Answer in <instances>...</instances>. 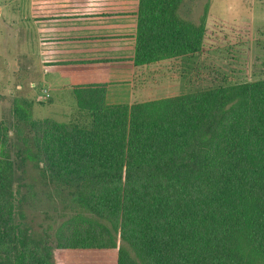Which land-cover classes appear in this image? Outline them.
<instances>
[{
    "label": "trees",
    "instance_id": "16d2710c",
    "mask_svg": "<svg viewBox=\"0 0 264 264\" xmlns=\"http://www.w3.org/2000/svg\"><path fill=\"white\" fill-rule=\"evenodd\" d=\"M182 2L138 0L135 67L200 51ZM57 66L73 120L0 121V264H264V79L108 104L106 64ZM28 158L74 210L48 259L16 218Z\"/></svg>",
    "mask_w": 264,
    "mask_h": 264
},
{
    "label": "rangeland",
    "instance_id": "374dc122",
    "mask_svg": "<svg viewBox=\"0 0 264 264\" xmlns=\"http://www.w3.org/2000/svg\"><path fill=\"white\" fill-rule=\"evenodd\" d=\"M3 1L11 10L1 11L0 19V121L10 127L8 135H13L9 122L16 100L31 102L32 120H73L76 104L71 86L53 71L58 63L73 62L61 61L65 58L55 52L42 53L41 37L32 32L25 36L23 21L19 23L22 31L11 35L4 23L15 5ZM128 1L131 7L136 3ZM179 14L196 24L204 19L200 51L126 69L129 72L125 76L108 83V104H130L264 79V0H183ZM21 135H29L28 130L24 129ZM28 159L30 165L27 163L19 182L24 185L19 187L25 195L24 203L16 218L36 241L32 252L48 259L53 256L58 226L74 210L49 178L32 166L34 161Z\"/></svg>",
    "mask_w": 264,
    "mask_h": 264
},
{
    "label": "crops",
    "instance_id": "0c3cea01",
    "mask_svg": "<svg viewBox=\"0 0 264 264\" xmlns=\"http://www.w3.org/2000/svg\"><path fill=\"white\" fill-rule=\"evenodd\" d=\"M8 1L15 6L4 25L12 35L22 31L19 23L23 21L25 36L32 32L41 37L42 53L55 52L65 58L63 62L106 64L109 83L125 76L129 72L126 69L134 67L138 0L133 7L128 0ZM6 3L0 0V19L3 17L1 11H11Z\"/></svg>",
    "mask_w": 264,
    "mask_h": 264
}]
</instances>
